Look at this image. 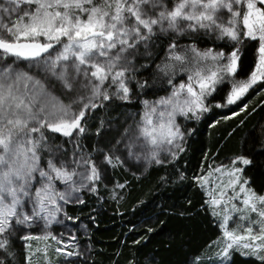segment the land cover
<instances>
[{
	"label": "snow or ice",
	"instance_id": "snow-or-ice-1",
	"mask_svg": "<svg viewBox=\"0 0 264 264\" xmlns=\"http://www.w3.org/2000/svg\"><path fill=\"white\" fill-rule=\"evenodd\" d=\"M157 29L178 35L202 32L237 43L242 39L256 42L255 70L246 80L234 83L227 97L229 105L264 81V0H172L171 4L166 0H0V252L11 255L8 235L15 234L21 226L31 227L30 222L36 218L48 223L55 220L62 211L58 201L75 202L72 197L80 187L95 191L94 184L101 179L96 162L73 159L72 163L85 168L79 173L80 187H76L73 177L77 173L69 171L67 161L61 158L67 155L66 150L60 154L63 145L56 146L55 151L48 146L44 130L65 137L73 136L74 130L84 133L81 121L86 110L100 106L94 102L96 98L111 99L108 88L115 87L112 95L127 100V65L136 56H151L149 43ZM178 47L176 41L169 44L167 60L181 66L194 65L193 74L156 106L149 108L144 102L147 110L137 131L126 128L125 135L116 141L118 146L123 145L116 161L123 163L124 154L128 159H140L148 153L151 161L162 164V151L175 159L183 151L179 141L184 135L176 123L177 114L198 118L200 112L208 110L204 98L215 90V85L224 75L233 76L238 71L239 49L226 54L211 48L201 51L194 44L181 51H177ZM9 57L29 61L30 68L50 74L69 93L90 90L88 102L83 103L78 114L69 116L71 105H63L54 96L46 100L44 84L15 67V60L9 63ZM208 61L213 62L211 67L206 65ZM169 66L166 63L158 67L166 73ZM83 99L81 95L80 102ZM41 150L52 155L45 161ZM104 161L113 164V156L105 155ZM231 163L233 168L224 173L229 177L227 184L221 181L218 190L212 188L207 201L213 213L222 216V246L217 255L227 260L232 250H247L242 254L256 255L264 264V195L247 189V181L240 177L243 169L235 166L248 165L249 159L238 156ZM214 173H223V169L216 167L196 178L201 188L209 189ZM54 181L64 183L67 190L57 191ZM237 186L239 191L229 196L227 190L235 191ZM234 200H241L244 207L238 208ZM229 212L240 213L239 220L245 223L230 228L233 217ZM249 212L255 213L258 220H250ZM20 239L39 237L26 234ZM69 247L64 244L56 251L69 257L79 255L65 251ZM0 264H4L3 260Z\"/></svg>",
	"mask_w": 264,
	"mask_h": 264
},
{
	"label": "trees",
	"instance_id": "trees-1",
	"mask_svg": "<svg viewBox=\"0 0 264 264\" xmlns=\"http://www.w3.org/2000/svg\"><path fill=\"white\" fill-rule=\"evenodd\" d=\"M152 40L148 49L151 56L134 58L128 99L101 98L97 103L99 107L86 111L89 127L85 126L87 130L75 146L89 158L101 152H105L100 154L102 159L107 154L112 155L114 139L136 121L142 103L170 92L173 79L160 67L167 61L171 40L159 34ZM193 44L225 53L239 49L235 74L238 80L247 79L256 63L255 41L242 39L235 47L227 48L206 39L181 40L180 47ZM143 49L140 47L141 53ZM13 60L18 69L30 64L15 57L8 58L9 63ZM33 75L44 84L46 100L59 97L55 83L39 74ZM229 91L226 83L219 85L207 100L208 112L200 119L186 122L188 134L183 151L175 159L156 164L146 153L145 164L114 166L112 155L111 166L103 162L104 179L95 182V191H77L72 197L75 202H63L65 213L87 228V236L80 240L88 252L84 258L72 259L71 264H219L212 251L213 243L221 236V228L196 178L209 165L244 156L251 163L242 168L243 179L257 195L264 193V81L254 85L236 103L225 107ZM218 105L220 108H216ZM130 114L133 118L128 117ZM45 135L53 149L63 145L60 154L65 150L74 151L60 136L52 137L46 132ZM47 153L40 151L45 161L50 157ZM76 157L62 158L73 161ZM71 186L69 182L68 187ZM108 188L116 191L115 197H111ZM66 190L65 187L63 191ZM81 200L83 203L79 202ZM11 249L15 253L14 261L8 257L0 260L4 264H25L24 247L14 242ZM221 264H262V261L256 255L232 250Z\"/></svg>",
	"mask_w": 264,
	"mask_h": 264
},
{
	"label": "rangeland",
	"instance_id": "rangeland-1",
	"mask_svg": "<svg viewBox=\"0 0 264 264\" xmlns=\"http://www.w3.org/2000/svg\"><path fill=\"white\" fill-rule=\"evenodd\" d=\"M100 2H101V0H97V3H100ZM166 2L171 4L172 0H166ZM5 19H7V17H5ZM157 34L162 35V37H169L170 40H171L170 43H172L173 41L178 42L179 47H178L177 51H181V50H183V49L188 47V46H186V47L185 46H181L180 47L181 40H183V41L184 40H189V41L195 40L196 41L198 39H206V40H208L211 43H215L217 45H223V46H225L227 48L228 47L230 48L231 46L238 44L237 42L230 41V40H227V39L220 40V39H217L216 36L213 35V34H207L206 35V34H204L202 32L201 33H185L183 35H178L175 32L161 33V32H159V29H157ZM140 47H143V44H141ZM198 49H200L201 51L207 50V49H202V48H198ZM234 50H232V51H234ZM213 51L215 52L217 50H213ZM230 53H226V54H230ZM238 55L240 56V53H238ZM133 63H134V59H132V62H131L130 65H127L128 71L126 72L125 79H126V84H127L128 87H130L131 82H132L133 71H134V68L132 66ZM166 63L170 65L169 68L166 70V74L168 76H171V78L173 79V85L171 87L170 92L167 95H165L163 97H158L156 99L146 100L148 102L149 108L151 106H156V102L159 101L161 98H167V97L171 96V94H172V92L174 90V87H178L179 84H181V83H187L188 82V76L193 74L194 65L186 64L184 66H181L179 64H176L175 62H170L168 60L165 62V64ZM29 65L30 64L22 65V66L19 67V69L22 70V71L28 72L30 75H33V74H37L38 75L39 74L40 76L46 77V78L50 79L53 83H55L57 85V88H58V90H57L58 92L57 93L55 92V93H56V95L59 96V97H57L59 102L62 103L63 105H66V106L67 105H71V108L69 109V116H71L73 114H78L79 110L83 106V103H87L88 102V99L91 96L90 90L80 89L77 92L69 93L66 89L63 88L61 82L57 81L50 74L46 75L42 71H38L35 68H30ZM206 65L208 67H211L213 65V62L208 61V62H206ZM253 70H255V66H254ZM81 80H83V77H81ZM243 80H246V79H243ZM239 81H242V80L236 79L235 75H233V76L224 75V79L221 82H219L218 84L215 85V90L222 83H226L229 86V90H230L229 94H230L234 83L235 82H239ZM194 87H195V84H194ZM196 90L198 91V87L196 88ZM215 90H213L210 95H212V93H214ZM107 91L109 92L111 97L119 98L116 95H112V93L115 92V87L108 88ZM81 95H83V97H84L82 102H80ZM184 95H186V93L182 94L181 99H183ZM210 95H207L204 98V104L207 107V109H208V105H209L207 100L210 97ZM101 98H96L94 100V102L97 104L98 101ZM119 99H121V98H119ZM144 102L142 103V108H141L139 117L135 118L136 121H134L132 124H130L126 128L131 127L134 132L137 131V125L140 123L141 118L144 116V113L147 110L146 107H145V103ZM230 105H232V104H230ZM230 105L227 103V100H226L225 103H224V106L226 107V106H230ZM157 107H159V106H157ZM216 108H220V107L216 106ZM91 110L92 109H88L89 112ZM207 112H208V110L200 112L198 114V118L193 117L191 114H189L187 117L177 114V116L175 118L176 119V123L180 126V129H181L182 133L184 134L183 135V140L179 141V143L182 145V148H183L184 139H185L186 135L188 134V133H186V129H187L186 128V122L188 120L200 119ZM128 117L129 118L130 117L133 118V115L130 114V115H128ZM89 122H90L89 118L86 115L84 117V119L81 121V124H82V126L84 128H85V126L88 128L89 127V125H88ZM106 128L113 129L112 126H107ZM126 128H124V130ZM86 130L87 129L85 128V131ZM124 130H122L119 133V135L114 139V143H113L114 146L112 147V150H111L112 151V155H114V166L115 165L126 166L127 163L136 164V165L145 164L146 160H147L146 153L140 159H135V158L128 159L126 154H124V156H123V161L124 162L123 163H120V162L115 160V157L122 155L123 145L121 144V145L118 146L116 144V141L119 140L121 138V136L125 135ZM85 131H84V133L81 134L78 131L74 130L73 136L65 137L62 134L51 133L47 129L44 130V132L48 133V135H50L52 137L55 136V135L56 136L58 135L61 138H63L67 143L70 144V148H72L74 151H70V150L67 151L66 150L67 151V156L69 158H72L75 155V156H77L76 157L77 161H82V160H85V159H91V160L95 161L96 164L99 167L100 172H101V179L100 180L102 182V180L104 179V174L105 173H104V170L101 167L103 166V162H104V164H107V163H105L104 158L103 159L101 158L100 154L103 155V153H105V152L96 153V155H95L96 157L89 158V156L87 154H85L83 150L79 151L78 149H76L75 143H76V141L78 139H80L82 137V135L85 134ZM47 145L50 146V144H48V143H47ZM118 147L121 149V151H117ZM53 150L55 151L56 149H53ZM41 151L43 152L44 150H41ZM173 151H175V149H173ZM46 152H48V151H46ZM47 154H48V156L52 155L51 152H48ZM62 157L63 156H61V158ZM160 158L165 161L164 163H167V162L173 160L172 156L170 155V153L168 151H162L160 153ZM234 159L235 158H233L231 160H228L227 162L222 163L220 165H215V166L214 165H212V166L209 165L208 168H206L205 170L201 171L199 176L209 173L212 169H214L216 167H221L223 169V173H214L213 174V176L211 177L212 184L209 185V189L208 190L200 187L204 191V193L206 195V198H207V201L209 200V191L212 188H216L218 190L219 187H220L221 181H223V184H225V185L227 184V182L229 180V177L226 174H224V173H226L227 171H229V170H231L233 168V165H232L231 162ZM67 163H68V170L69 171H73L74 170L77 173V175H75L73 177V181L76 182L75 183L76 187H80L81 177H80L79 173H83L85 171V168L84 167H79L77 164L72 163V160H67ZM107 165L111 166L110 164H107ZM235 166L236 167H240L242 169L245 165L240 163V164H237ZM240 177H241L242 181H245L243 179V177H242V173H240ZM58 182L59 183H56V181L53 182L54 187L56 188L57 191H63L65 189V187H66L65 184L60 182V181H58ZM96 182H98V181H96ZM84 183L88 184L89 182L84 181ZM198 185H199V183H198ZM245 187L247 189H250L249 186H248V183L245 185ZM112 188H108V190L111 193L110 194L111 197H115L116 196V191H113L114 188L113 189ZM79 191L89 192L90 189L88 187H80ZM227 191H228V195L232 196V195L235 194V192L239 191V187L237 186L235 191H233V189H231V188H229ZM33 193H34V189H33ZM262 195H264V193ZM58 203L60 204V206L62 208V211L56 214V219L53 220L51 223H48L47 221H45L43 219L36 218V219H34L33 221L30 222L31 223V227L21 226L19 228V231H17L15 234H9L8 238H9V241H10L9 248H10L11 255L5 254L4 252H0V258L1 257H8V258H10V259H12L14 261L15 253L11 249V246H12V244L14 242L20 243L24 247V250H25V264H29V258H30V264H71L72 261H73L72 259L84 258V256L88 252V248H87V246L85 244L82 243L80 238H84V237L87 236V228H86V226L84 225L83 222L74 220L72 218L69 219V216L65 213V211L63 209L64 203L62 201H58ZM232 203L236 204L238 208H243L244 207L242 205V203H241V200H234V201H232ZM49 207H51V205H49ZM227 207L231 208V204H228ZM210 210L213 213V210H212L211 207H210ZM28 211L31 212V208L30 207L28 208ZM247 214L249 215L250 220H252V221L258 220V217L256 216L255 213H250L249 212ZM213 215L218 220V223L220 225L221 224V220H222V216L215 215L214 213H213ZM229 215L233 217V219L229 221V227L230 228H235L237 226V224L245 223V222H242V221L239 220L240 213L229 212ZM46 224H47V226H46ZM26 234H30L33 237H39V239H32V240H28V241L21 240L20 236L26 235ZM45 236L47 237V239L43 238ZM53 236L56 237L55 240L52 239ZM73 237H74V239H73ZM221 240H222V229H221V236L213 243L214 245H213V251H212V255L215 257V260L217 262H219V264H221V263H223L225 261L222 257L217 255L218 251L220 250V247L222 246L221 245ZM64 244H69L70 245V247L65 249V251L78 252L79 255H73V256L69 257V256L64 255L63 252H57L56 249L57 248H62L63 249L64 248ZM238 251L246 252L247 250H238Z\"/></svg>",
	"mask_w": 264,
	"mask_h": 264
}]
</instances>
